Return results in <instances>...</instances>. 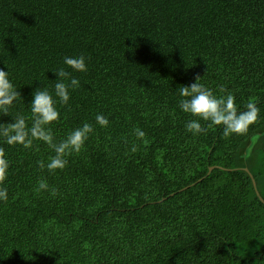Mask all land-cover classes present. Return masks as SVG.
Masks as SVG:
<instances>
[{"label":"trees","instance_id":"1","mask_svg":"<svg viewBox=\"0 0 264 264\" xmlns=\"http://www.w3.org/2000/svg\"><path fill=\"white\" fill-rule=\"evenodd\" d=\"M80 55L50 127L58 143L91 124L81 151L50 174L46 144L0 138V264H264V0H0V69L23 101L10 116L30 125L31 93ZM197 76L240 111L255 100L247 133L185 130L178 89Z\"/></svg>","mask_w":264,"mask_h":264},{"label":"clouds","instance_id":"2","mask_svg":"<svg viewBox=\"0 0 264 264\" xmlns=\"http://www.w3.org/2000/svg\"><path fill=\"white\" fill-rule=\"evenodd\" d=\"M61 67L52 72L56 80L50 92L47 87L37 88L31 93V100L27 109L30 113V125L24 115L17 113L15 117L9 115L10 110L22 98L15 85L9 79L7 71L0 69V117L10 116V123H0V138L9 146L20 145L28 149L34 140L46 144L54 153L47 163L38 161V166L46 168L51 174L56 170H62L66 164L67 157L71 153H79L84 146L90 133L93 132L91 124L84 123L82 126L72 130L60 142L53 138L50 125L59 118L57 103L65 105L69 101V89L79 87L78 79L73 73H83L87 71L85 57L65 56ZM202 77L197 76L194 82L189 85H180L178 89L179 109L193 117L185 123V130L192 135H197L206 130L200 121L208 122L207 126H222L223 135H243L247 133L249 127L257 122L259 108L255 100H250L246 105V110H238L234 96L231 93L216 96L199 81ZM23 102V101H22ZM95 122L100 127H106L109 123L107 117L97 114ZM138 138H142L144 133L140 129L135 130ZM133 146L131 151H135ZM9 163L4 152L0 149V185L6 179ZM34 191L39 194L47 191L50 196L57 194L55 188H50L46 180H39ZM8 199L6 187H0V202Z\"/></svg>","mask_w":264,"mask_h":264},{"label":"water","instance_id":"3","mask_svg":"<svg viewBox=\"0 0 264 264\" xmlns=\"http://www.w3.org/2000/svg\"><path fill=\"white\" fill-rule=\"evenodd\" d=\"M253 185H254V187H256V184H255V182H253Z\"/></svg>","mask_w":264,"mask_h":264}]
</instances>
